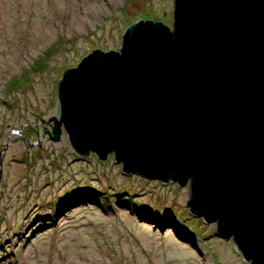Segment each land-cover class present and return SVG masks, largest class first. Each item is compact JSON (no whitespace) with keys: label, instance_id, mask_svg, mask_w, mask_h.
Segmentation results:
<instances>
[{"label":"rangeland","instance_id":"374dc122","mask_svg":"<svg viewBox=\"0 0 264 264\" xmlns=\"http://www.w3.org/2000/svg\"><path fill=\"white\" fill-rule=\"evenodd\" d=\"M174 8L0 0V264H250L216 220L191 210L189 180L125 171L113 152L81 155L44 129L67 68L95 48L120 50L135 20L172 26Z\"/></svg>","mask_w":264,"mask_h":264},{"label":"water","instance_id":"95a60500","mask_svg":"<svg viewBox=\"0 0 264 264\" xmlns=\"http://www.w3.org/2000/svg\"><path fill=\"white\" fill-rule=\"evenodd\" d=\"M57 93L51 139L189 180L191 210L264 264V0H175L172 26L131 22L120 50L95 48Z\"/></svg>","mask_w":264,"mask_h":264},{"label":"flooded vegetation","instance_id":"af4514ba","mask_svg":"<svg viewBox=\"0 0 264 264\" xmlns=\"http://www.w3.org/2000/svg\"><path fill=\"white\" fill-rule=\"evenodd\" d=\"M50 124V123H49Z\"/></svg>","mask_w":264,"mask_h":264}]
</instances>
